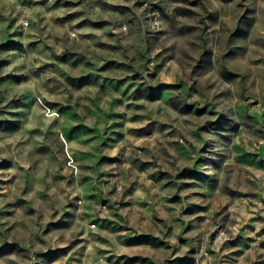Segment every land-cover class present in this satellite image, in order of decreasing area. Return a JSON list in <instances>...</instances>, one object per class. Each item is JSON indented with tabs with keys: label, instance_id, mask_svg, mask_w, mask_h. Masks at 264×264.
<instances>
[{
	"label": "rangeland",
	"instance_id": "374dc122",
	"mask_svg": "<svg viewBox=\"0 0 264 264\" xmlns=\"http://www.w3.org/2000/svg\"><path fill=\"white\" fill-rule=\"evenodd\" d=\"M0 264H264V0H0Z\"/></svg>",
	"mask_w": 264,
	"mask_h": 264
}]
</instances>
